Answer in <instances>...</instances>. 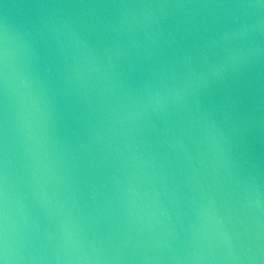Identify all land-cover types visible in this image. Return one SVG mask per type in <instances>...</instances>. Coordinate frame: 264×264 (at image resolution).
Masks as SVG:
<instances>
[{
	"label": "clouds",
	"instance_id": "9594fccd",
	"mask_svg": "<svg viewBox=\"0 0 264 264\" xmlns=\"http://www.w3.org/2000/svg\"><path fill=\"white\" fill-rule=\"evenodd\" d=\"M258 145L264 0H0V264H264ZM81 169L132 230L90 232Z\"/></svg>",
	"mask_w": 264,
	"mask_h": 264
},
{
	"label": "water",
	"instance_id": "95a60500",
	"mask_svg": "<svg viewBox=\"0 0 264 264\" xmlns=\"http://www.w3.org/2000/svg\"><path fill=\"white\" fill-rule=\"evenodd\" d=\"M5 2L18 3L21 0H5ZM60 134L71 145L78 144L80 139L85 135L71 115L66 118L64 125L60 129ZM258 150L264 152V145H258ZM72 181H74L72 183V190L77 192L81 207L92 213L89 219V224L91 225L90 232L103 236L113 230L116 225H120L126 230L134 228V225H131L122 214V210L118 205L109 206L107 201L111 196L109 190L110 182L106 174H98L94 170L81 169L80 171H73ZM67 183L61 182V187L64 189L62 203L64 204L63 211L65 212L72 210V196L71 191L67 189ZM105 185H108V187H104ZM93 195L96 196L95 200L92 199ZM165 201L167 202V197H165ZM29 210L33 215L42 217L41 209L35 204H30ZM176 210V208L170 205V211L174 214L173 222L179 228L180 219L175 216ZM183 219L186 220V217ZM42 222L53 231L58 228L57 224L50 223L46 219H42Z\"/></svg>",
	"mask_w": 264,
	"mask_h": 264
}]
</instances>
